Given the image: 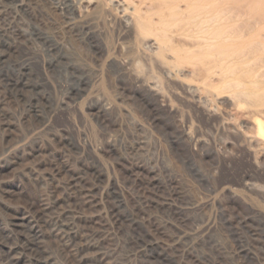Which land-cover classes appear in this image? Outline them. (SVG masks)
<instances>
[{
	"label": "rangeland",
	"instance_id": "374dc122",
	"mask_svg": "<svg viewBox=\"0 0 264 264\" xmlns=\"http://www.w3.org/2000/svg\"><path fill=\"white\" fill-rule=\"evenodd\" d=\"M80 2L0 1V264H264L263 196L241 185L264 172L226 105L196 102L192 75L98 1L89 35L68 24Z\"/></svg>",
	"mask_w": 264,
	"mask_h": 264
},
{
	"label": "bare ground",
	"instance_id": "6f19581e",
	"mask_svg": "<svg viewBox=\"0 0 264 264\" xmlns=\"http://www.w3.org/2000/svg\"><path fill=\"white\" fill-rule=\"evenodd\" d=\"M95 2L103 6L109 17L120 20L126 29H132L144 42L153 43L167 54L169 76L173 70L190 73L200 84L191 91L196 102L210 113L215 112L217 104L226 105L228 133L236 137L242 153L249 152L254 168L264 172V0H81L73 7L76 16L68 18V24L81 23L89 35L88 23L81 21V7ZM35 36L50 42L40 34ZM161 64L165 67L167 63L162 60ZM8 85L19 92H36L41 87L22 78L10 80ZM202 89L207 95L202 96ZM29 107L36 108L34 99L29 101ZM241 185L264 200V177L245 178ZM224 188L234 190L229 185ZM263 209L258 213L264 215ZM247 225L245 219L243 226ZM59 227L70 230L67 223ZM257 228L250 235L264 254V218ZM143 247L151 252L155 246L147 241ZM246 255L253 258L248 252Z\"/></svg>",
	"mask_w": 264,
	"mask_h": 264
}]
</instances>
